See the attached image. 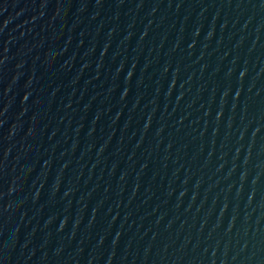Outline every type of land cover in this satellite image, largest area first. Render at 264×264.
Segmentation results:
<instances>
[{
	"label": "water",
	"instance_id": "1",
	"mask_svg": "<svg viewBox=\"0 0 264 264\" xmlns=\"http://www.w3.org/2000/svg\"><path fill=\"white\" fill-rule=\"evenodd\" d=\"M0 264H264V0H0Z\"/></svg>",
	"mask_w": 264,
	"mask_h": 264
}]
</instances>
